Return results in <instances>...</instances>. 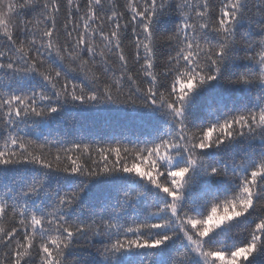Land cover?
Masks as SVG:
<instances>
[{
	"label": "snow or ice",
	"instance_id": "1",
	"mask_svg": "<svg viewBox=\"0 0 264 264\" xmlns=\"http://www.w3.org/2000/svg\"><path fill=\"white\" fill-rule=\"evenodd\" d=\"M0 264H264V0H0Z\"/></svg>",
	"mask_w": 264,
	"mask_h": 264
}]
</instances>
